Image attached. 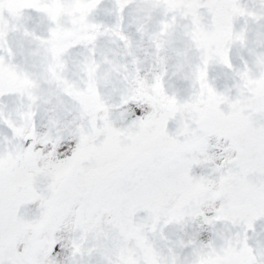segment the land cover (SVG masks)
Returning <instances> with one entry per match:
<instances>
[{
  "label": "snow or ice",
  "instance_id": "6c2138e0",
  "mask_svg": "<svg viewBox=\"0 0 264 264\" xmlns=\"http://www.w3.org/2000/svg\"><path fill=\"white\" fill-rule=\"evenodd\" d=\"M0 264H264V0H0Z\"/></svg>",
  "mask_w": 264,
  "mask_h": 264
}]
</instances>
